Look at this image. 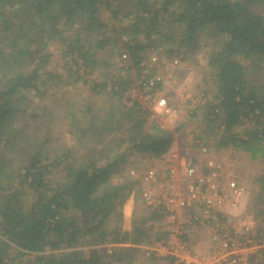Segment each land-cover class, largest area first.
<instances>
[{
  "label": "trees",
  "instance_id": "16d2710c",
  "mask_svg": "<svg viewBox=\"0 0 264 264\" xmlns=\"http://www.w3.org/2000/svg\"><path fill=\"white\" fill-rule=\"evenodd\" d=\"M200 54V139L264 159V0H0V264H16L12 248L34 254L27 264L155 255L141 246L166 238L165 213L145 205L131 158H162L178 129L131 92L156 76L147 93L161 92L167 62ZM254 180L264 241V171ZM131 194L141 206L126 229Z\"/></svg>",
  "mask_w": 264,
  "mask_h": 264
},
{
  "label": "built area",
  "instance_id": "2783aa9c",
  "mask_svg": "<svg viewBox=\"0 0 264 264\" xmlns=\"http://www.w3.org/2000/svg\"><path fill=\"white\" fill-rule=\"evenodd\" d=\"M177 63L178 60L167 62L170 65ZM160 79V76L153 77L150 84ZM143 84L145 88L139 97L144 104L149 106V103L157 101L164 115L174 116L176 110L166 105L164 95L147 93L151 85L148 82ZM159 125L166 128L163 124ZM194 147L208 154L203 167L184 156L181 159L185 161L175 167L164 156L158 166L144 172L130 171L142 180L141 196L145 205L165 213L159 225L167 236L147 249L155 252L156 256L174 257L175 264H256L264 241L257 238L255 217L250 211L243 215L229 214V209L237 207L239 198L244 194V185L236 179H227L217 153H211L204 143L196 139ZM162 167L167 172L164 176ZM169 179L173 180L169 182ZM248 220H252V224ZM199 225L210 232V247L204 253L194 254L186 248V238L190 229ZM184 252L189 256L183 257Z\"/></svg>",
  "mask_w": 264,
  "mask_h": 264
},
{
  "label": "rangeland",
  "instance_id": "374dc122",
  "mask_svg": "<svg viewBox=\"0 0 264 264\" xmlns=\"http://www.w3.org/2000/svg\"><path fill=\"white\" fill-rule=\"evenodd\" d=\"M196 60V62H190L179 59L177 64H167L164 68L165 73L162 79L164 80L163 90L159 93L156 92L155 94L158 93V96H162V94L164 95L163 97L166 101V105H169L176 110L174 116L164 115L162 108L158 105L157 101L156 103L154 101L149 103V106L152 111L151 119H153V121L158 124H163V126L170 130H174L175 128L178 129L175 133L176 141L180 147L178 148V153L184 156L185 159L189 157L194 161H197L198 165L203 167L208 158V154H204L194 147L195 140H199L200 136H202L199 123L203 114L199 111L197 113L198 117H196L195 115H192V111L195 109L194 107L204 101V99L201 98V94L203 93L202 90L207 87V83H205L203 79L207 72L205 71L207 61L204 54H200ZM153 66L157 67L158 65L155 63ZM160 71L163 72L164 70ZM142 91L143 90L141 88H136L133 92H131V96L139 97L142 94ZM189 98H191L190 103ZM65 137L69 142L72 139L71 136L67 134ZM212 138H209L208 144L203 142L205 141L204 139H200V141L210 149L211 153H217L219 161L223 163L226 170L227 179H236L245 187V192L239 198L237 207L229 209V214L234 216L243 215L247 213L250 209L249 207H251L250 200L252 196L250 195V184H254V179H256V177L264 171V159L253 160L248 153L237 151L236 149L228 148L216 150L213 145L215 139ZM111 140H107L105 144L99 146L100 149L104 147V149L101 150L103 158L111 155L115 150L114 147L117 142ZM186 151H188V153ZM160 159L134 156L131 158L134 166H132L131 169L144 172L150 167L155 165L158 166L160 164ZM160 169H162V176L167 174L165 170L166 168L164 169L162 167ZM171 180L169 179V182H171ZM174 182L171 183V185L174 184ZM128 203H130L129 210L127 209ZM140 206L141 201L136 199L134 194H131L125 201L122 210L123 215L125 216L123 226L126 229L131 228L134 211ZM248 222L252 224V220H248ZM188 236L189 237L186 238V248L188 250H192L194 254L204 253L209 250L210 232L205 230L203 226H193L190 229ZM153 246L154 244L149 247L151 248ZM147 247L148 246H145L144 248L147 249ZM185 251L188 252L187 250ZM10 255L11 257H14L16 264H27V258L34 257V254H28V256L19 257L17 259L19 251L15 248L10 250ZM152 256L155 258H152ZM182 256L187 257L189 254H185L184 252ZM134 264H169V260L167 258H160V256L153 254L149 255V253H147V255L138 256V259L134 262Z\"/></svg>",
  "mask_w": 264,
  "mask_h": 264
},
{
  "label": "crops",
  "instance_id": "0c3cea01",
  "mask_svg": "<svg viewBox=\"0 0 264 264\" xmlns=\"http://www.w3.org/2000/svg\"><path fill=\"white\" fill-rule=\"evenodd\" d=\"M178 148H180V147H179L178 142L176 141V135H175V140H174L173 146L171 147L170 151L166 155H164L166 157V159H169V157L173 158V159H169V160L171 161V163L175 167H179V164L183 163L185 161L184 159H181V157H183V156L178 153L179 152ZM186 152L188 153V151H186ZM173 154H175L176 156H172ZM124 219H125V216H124ZM127 229H129V228H127Z\"/></svg>",
  "mask_w": 264,
  "mask_h": 264
},
{
  "label": "bare ground",
  "instance_id": "6f19581e",
  "mask_svg": "<svg viewBox=\"0 0 264 264\" xmlns=\"http://www.w3.org/2000/svg\"><path fill=\"white\" fill-rule=\"evenodd\" d=\"M129 207H130V203H128V205H127V209L129 210Z\"/></svg>",
  "mask_w": 264,
  "mask_h": 264
}]
</instances>
